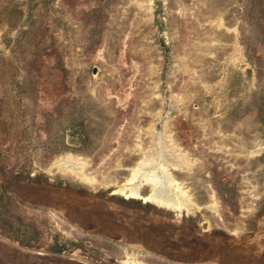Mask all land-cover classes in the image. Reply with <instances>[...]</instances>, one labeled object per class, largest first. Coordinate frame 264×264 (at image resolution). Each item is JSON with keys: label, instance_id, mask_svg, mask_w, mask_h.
I'll list each match as a JSON object with an SVG mask.
<instances>
[{"label": "rangeland", "instance_id": "1", "mask_svg": "<svg viewBox=\"0 0 264 264\" xmlns=\"http://www.w3.org/2000/svg\"><path fill=\"white\" fill-rule=\"evenodd\" d=\"M0 264H264V0H0Z\"/></svg>", "mask_w": 264, "mask_h": 264}, {"label": "water", "instance_id": "2", "mask_svg": "<svg viewBox=\"0 0 264 264\" xmlns=\"http://www.w3.org/2000/svg\"><path fill=\"white\" fill-rule=\"evenodd\" d=\"M142 184H139V185H137V187H136V189H135V191H134V194H131V198H133V199H140V200H143L144 202H148V201H151V199H153L154 198V194H155V192H151L150 194H148V195H144L142 192H141V190H140V186H141ZM114 193H119L118 192V189L114 192ZM127 194H129V193H127ZM126 194V195H127ZM122 195H124V194H122ZM133 195V196H132ZM135 196H137V197H140V198H137V197H135ZM126 197V196H125ZM126 198H129V197H126Z\"/></svg>", "mask_w": 264, "mask_h": 264}, {"label": "bare ground", "instance_id": "3", "mask_svg": "<svg viewBox=\"0 0 264 264\" xmlns=\"http://www.w3.org/2000/svg\"><path fill=\"white\" fill-rule=\"evenodd\" d=\"M136 187H137V185H134V186H129V187H120V188H118V192H119V194H124L123 196L125 197H129V198H131L130 196H131V194H134V191H135V189H136ZM129 188H132V189H129ZM127 193H129V194H127ZM127 194V195H126ZM133 196V195H132ZM135 197H137V196H135ZM137 198H140V197H137ZM155 199H158V197H156V194H154V198L153 199H151V201H154ZM160 203V202H159ZM168 203H169V205H173V204H171L169 201H168ZM163 206H165V203H164V205ZM174 206V205H173ZM171 208H175V206L174 207H171ZM177 209V208H176Z\"/></svg>", "mask_w": 264, "mask_h": 264}]
</instances>
